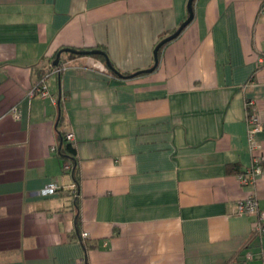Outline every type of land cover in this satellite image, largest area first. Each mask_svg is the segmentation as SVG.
Segmentation results:
<instances>
[{
  "label": "crops",
  "instance_id": "crops-1",
  "mask_svg": "<svg viewBox=\"0 0 264 264\" xmlns=\"http://www.w3.org/2000/svg\"><path fill=\"white\" fill-rule=\"evenodd\" d=\"M188 1L0 0V264H264L256 217L235 213L250 193L264 208V0H194L135 74ZM62 48L102 49L124 76L63 52L48 94L30 95ZM248 99L254 185L238 177Z\"/></svg>",
  "mask_w": 264,
  "mask_h": 264
},
{
  "label": "built area",
  "instance_id": "built-area-1",
  "mask_svg": "<svg viewBox=\"0 0 264 264\" xmlns=\"http://www.w3.org/2000/svg\"><path fill=\"white\" fill-rule=\"evenodd\" d=\"M263 61V60H262ZM67 66L65 64L53 65L51 64L50 70L44 74L38 83H36L32 90L30 91V95L40 94L45 97L48 94L47 85L45 83L47 76L50 73H60ZM246 111H247V124H248V137L250 143V150L252 152V163L248 166L243 172L239 174V181L242 185H254L256 183L258 175L261 173V165L260 159L258 156L253 154V151L259 147L258 144V134L262 131V122L259 114L256 111V102L254 99H248L245 103ZM12 110L15 112L16 117H20L18 112V107L14 106ZM65 138L68 142L74 141V133L69 131L65 133ZM53 150H57V147H52ZM73 168V164L71 161H67L63 164V169L67 171H71ZM76 192V186H73ZM59 188V185L55 182L48 183L43 189L42 194L48 195L53 194ZM235 213L237 214H248L254 215L256 217L253 222L252 232L256 236L264 235V208H262L259 204V201L255 194L250 193L244 199H241L235 208ZM82 236H88L87 232H83ZM253 253L248 252L247 257H253Z\"/></svg>",
  "mask_w": 264,
  "mask_h": 264
},
{
  "label": "water",
  "instance_id": "water-1",
  "mask_svg": "<svg viewBox=\"0 0 264 264\" xmlns=\"http://www.w3.org/2000/svg\"><path fill=\"white\" fill-rule=\"evenodd\" d=\"M193 3H194V0H189L188 1V17L180 24V26L177 28V30L172 33L171 35L163 38L155 47L154 49V59H155V62H154V65L148 69H145V70H141V71H138L136 72L135 74H140L142 72H151L153 71L158 63H159V57H158V52L160 50V48L166 44L167 42H169L170 40L174 39L175 37H177L181 32L182 30L192 21L193 17H194V8H193ZM63 52H70V53H73V54H76V55H96V54H102L105 56L106 58V63L107 65L109 66L110 69L114 70L115 72H117L120 76H124L122 73H120L111 63L109 57L107 56V54L101 50V49H87V50H80V49H73V48H62L60 49L57 53H56V57L53 61L54 65H58L59 62H60V59H61V55Z\"/></svg>",
  "mask_w": 264,
  "mask_h": 264
},
{
  "label": "trees",
  "instance_id": "trees-1",
  "mask_svg": "<svg viewBox=\"0 0 264 264\" xmlns=\"http://www.w3.org/2000/svg\"><path fill=\"white\" fill-rule=\"evenodd\" d=\"M69 55L71 57L78 56V55H75L73 53H69ZM95 56L100 57L103 60L106 59V58H104V55H102V54H97ZM60 155H61V157L63 159V164L66 163L67 161H71V163L73 164L72 172L76 173V169H77L76 168V164H77L76 163V148L74 147V145L71 142H68L66 140L65 134H63L62 143L60 145Z\"/></svg>",
  "mask_w": 264,
  "mask_h": 264
}]
</instances>
